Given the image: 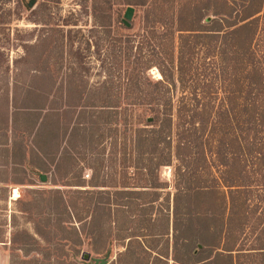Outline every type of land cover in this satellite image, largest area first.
<instances>
[{
	"label": "rangeland",
	"instance_id": "obj_1",
	"mask_svg": "<svg viewBox=\"0 0 264 264\" xmlns=\"http://www.w3.org/2000/svg\"><path fill=\"white\" fill-rule=\"evenodd\" d=\"M149 3L165 19L184 3L210 6L203 13L216 17L215 0ZM89 4L50 0L35 21L14 0H0V263L176 264L175 254L193 261L201 256L187 255L174 225L176 196L186 191L178 161L156 179L136 119L75 107L82 98L99 103L112 70L108 49L95 44L102 34L90 37ZM134 13L138 26L143 10ZM149 74L161 78L156 67ZM180 200L182 211L187 199ZM256 216L239 237L246 248L262 228Z\"/></svg>",
	"mask_w": 264,
	"mask_h": 264
},
{
	"label": "trees",
	"instance_id": "obj_2",
	"mask_svg": "<svg viewBox=\"0 0 264 264\" xmlns=\"http://www.w3.org/2000/svg\"><path fill=\"white\" fill-rule=\"evenodd\" d=\"M215 1L214 18L203 13L210 6L184 3L165 19L149 0H90V37L102 34L95 44L108 49L112 70L100 102L82 98L75 107L136 119L156 179L178 161L186 191L176 196L174 225L187 255L201 257L175 254L176 264H264V0ZM29 2L14 0L42 21L50 0ZM128 6L143 10L138 26L136 13L130 27L123 22ZM154 67L161 78L149 74ZM255 214L262 228L246 248L239 237Z\"/></svg>",
	"mask_w": 264,
	"mask_h": 264
},
{
	"label": "water",
	"instance_id": "obj_3",
	"mask_svg": "<svg viewBox=\"0 0 264 264\" xmlns=\"http://www.w3.org/2000/svg\"><path fill=\"white\" fill-rule=\"evenodd\" d=\"M34 4H35V0H30L29 6L32 7V6H34ZM134 12H135V7L134 6H128L127 9H126V11H125L124 18H123V22L128 27H130V25H131L130 22L133 19ZM42 177H43V180H44L45 179L44 178L45 176L42 175ZM200 247H201V245H200ZM89 256H90V254H89ZM105 263H106V260L103 259V261L100 264H105Z\"/></svg>",
	"mask_w": 264,
	"mask_h": 264
},
{
	"label": "bare ground",
	"instance_id": "obj_4",
	"mask_svg": "<svg viewBox=\"0 0 264 264\" xmlns=\"http://www.w3.org/2000/svg\"><path fill=\"white\" fill-rule=\"evenodd\" d=\"M160 76V75H159ZM19 196V192H18V190L16 189L15 190V195H14V197H18ZM1 264V263H0Z\"/></svg>",
	"mask_w": 264,
	"mask_h": 264
},
{
	"label": "crops",
	"instance_id": "obj_5",
	"mask_svg": "<svg viewBox=\"0 0 264 264\" xmlns=\"http://www.w3.org/2000/svg\"><path fill=\"white\" fill-rule=\"evenodd\" d=\"M14 197V196H13ZM15 198V197H14Z\"/></svg>",
	"mask_w": 264,
	"mask_h": 264
}]
</instances>
